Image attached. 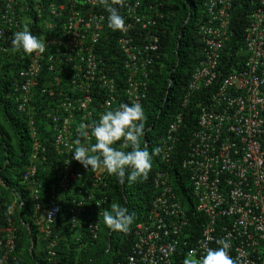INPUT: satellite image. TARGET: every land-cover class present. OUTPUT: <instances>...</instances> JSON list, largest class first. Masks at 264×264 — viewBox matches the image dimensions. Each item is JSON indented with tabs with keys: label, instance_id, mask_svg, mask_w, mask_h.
<instances>
[{
	"label": "built area",
	"instance_id": "2783aa9c",
	"mask_svg": "<svg viewBox=\"0 0 264 264\" xmlns=\"http://www.w3.org/2000/svg\"><path fill=\"white\" fill-rule=\"evenodd\" d=\"M261 3L245 28L246 56L221 79L208 101L200 102L185 148L177 149L180 112L158 138L163 151L152 179L156 193L131 229L126 261L116 264H176L181 243L190 244L184 260L189 250L203 255L204 244L215 249L216 240L224 237L238 264H264V0ZM115 7L126 31L111 30L109 14L94 0H0V58L18 56L23 63L13 87L30 141L20 176L0 174V264H21V226L28 231L30 253L42 251L45 264H62L61 233L55 225L63 220L71 230L82 229L72 244L87 232L89 241L98 238L99 212L112 200L111 176L75 161L73 141L79 138L81 122H98L109 106L138 101L144 107L160 57L164 2L124 0V7ZM230 7V0L206 2V18L197 25L203 58L187 84L184 106L217 74L230 35ZM25 25L45 42L43 54L13 50L11 36ZM104 42L115 50L101 51ZM38 86L45 97L42 108L36 102ZM48 98L56 102L48 104ZM44 131L52 132L51 140ZM92 139L82 143L90 145ZM113 147L128 149L122 141ZM49 155L55 156L53 170L47 165ZM57 165L62 172L53 182ZM46 184L47 197L42 193ZM198 220L202 224L195 236Z\"/></svg>",
	"mask_w": 264,
	"mask_h": 264
},
{
	"label": "trees",
	"instance_id": "16d2710c",
	"mask_svg": "<svg viewBox=\"0 0 264 264\" xmlns=\"http://www.w3.org/2000/svg\"><path fill=\"white\" fill-rule=\"evenodd\" d=\"M164 2L162 27L159 32L160 50L159 62L154 64L149 83L147 101L143 107L146 116V135L141 136L139 144L141 148L147 147L151 150L158 147V138L165 132V129L176 113L183 115V125L181 128V142L177 149L185 148L188 131L196 126L200 102L208 101L216 91L221 79L231 70L232 67L240 66V61L246 56L245 49V28L249 23V15L259 6L261 0H230L229 10L230 35L225 41L218 59L216 67L217 74L213 82L205 88L191 95L184 106V99L187 94V84L195 67L203 58L202 42L197 34L198 24L205 20L207 15V0H161ZM57 20V19H56ZM59 21V20H57ZM101 51L114 46L111 42L102 43ZM103 51V52H104ZM23 66L19 57L15 56L11 60L0 58V174H11L17 178L20 176L22 167L26 159V152L30 146V141L26 135V127L23 115H19L16 109V97L19 96L14 90L13 82L18 79L17 71ZM42 85L43 81H40ZM36 102L41 108L45 104V97L39 94V86L35 89ZM49 102V103H48ZM56 99L48 98L47 103H55ZM41 108L38 112L41 114ZM47 140L52 139V132L42 133ZM146 141V142H145ZM95 139H92V143ZM128 146L127 151H130ZM126 151V152H127ZM59 156V155H58ZM54 155H49L47 165L53 170L56 161ZM159 164V157H152V169L145 180L138 179L134 183H129L125 179L120 183L116 176L109 178V194L111 202L105 206L110 210V204L119 203L128 209V214L134 216V222L128 233L111 231L102 222V231L98 235L99 244L88 243L87 248L80 254L75 264H116L126 261V254L130 251L133 243L131 229L140 220L143 213L148 210L151 200L156 193L152 179L154 171ZM177 163H175L176 167ZM58 166V165H57ZM62 168L52 171L53 182L58 179ZM46 184L42 193L45 197L47 192ZM51 188V187H49ZM45 198H42V202ZM25 221L26 218H24ZM202 220H198L195 227V236L198 235ZM20 232H24L23 238L19 240V246H28L26 235L28 231L25 227H19ZM31 230L36 229L31 225ZM89 234L82 235L81 239L89 241ZM190 244L181 243L176 249V264H183L184 250ZM21 264H45L41 258H33L30 253H25ZM35 259V260H34ZM72 264V263H70Z\"/></svg>",
	"mask_w": 264,
	"mask_h": 264
},
{
	"label": "clouds",
	"instance_id": "9594fccd",
	"mask_svg": "<svg viewBox=\"0 0 264 264\" xmlns=\"http://www.w3.org/2000/svg\"><path fill=\"white\" fill-rule=\"evenodd\" d=\"M94 3L103 6L109 14L107 22L111 30L121 32L127 30L124 17L120 15L118 8L115 7H124V0H94ZM11 45L13 50H22L28 55L43 54L45 52V42L33 35L26 25L22 30L13 33ZM145 120L144 109L138 101H133L131 104L121 103L115 109L109 106V110L99 117L98 122L90 125L81 122L78 125L79 138L73 141L75 145L72 150L73 159L85 169L90 168L93 173L100 170L105 171L110 176H116L120 183H124L125 179L129 183H134L140 178L146 180L152 169V157L154 155L159 156L163 149L155 147L150 152L147 147H140L139 139L141 136L146 135ZM90 138L95 139L94 144L86 145L82 143V140ZM121 141L123 146H131L132 150L126 152L113 147L114 144ZM97 206L99 207V204ZM11 211L10 208L9 213ZM56 211H59V209H56ZM48 216L52 219L53 213L49 212ZM99 217L103 218V224L107 229L122 233H128L134 222V216L128 214V209L116 202L110 204V210L102 209L99 212ZM55 229L58 230L56 225ZM92 242L82 240L77 241L74 245L78 246L85 243L86 248L88 243ZM216 244L218 247L215 249L204 244V254L200 256L197 255L195 249L189 250L183 264H238L237 259L229 254L231 245L228 237L216 240ZM21 250L23 260L24 254L30 253V251L28 246L24 245H22ZM83 250L79 251L82 252ZM75 252H78V249ZM30 255L33 258L39 257L42 259V251H31ZM60 259L63 264L61 252ZM37 264H40L39 261Z\"/></svg>",
	"mask_w": 264,
	"mask_h": 264
},
{
	"label": "crops",
	"instance_id": "0c3cea01",
	"mask_svg": "<svg viewBox=\"0 0 264 264\" xmlns=\"http://www.w3.org/2000/svg\"><path fill=\"white\" fill-rule=\"evenodd\" d=\"M64 205L65 207H67L68 202H65ZM56 227L61 233L60 252H61V258H62L63 264H70V263L75 264L80 254L83 252V251L80 252L79 250H83L86 244L82 243L78 246L74 245L72 244V238L75 235V233H81L82 229L80 227H77V230H71L68 227L67 221H64V220L58 223ZM77 249H78V252H75V250Z\"/></svg>",
	"mask_w": 264,
	"mask_h": 264
},
{
	"label": "rangeland",
	"instance_id": "374dc122",
	"mask_svg": "<svg viewBox=\"0 0 264 264\" xmlns=\"http://www.w3.org/2000/svg\"><path fill=\"white\" fill-rule=\"evenodd\" d=\"M103 222V221H102ZM102 222H100V226H99V233L102 231ZM99 235V234H98ZM93 244H95V243H97V244H99V242H98V238L95 240V241H93L92 242Z\"/></svg>",
	"mask_w": 264,
	"mask_h": 264
}]
</instances>
